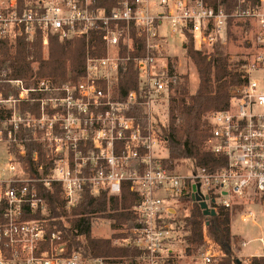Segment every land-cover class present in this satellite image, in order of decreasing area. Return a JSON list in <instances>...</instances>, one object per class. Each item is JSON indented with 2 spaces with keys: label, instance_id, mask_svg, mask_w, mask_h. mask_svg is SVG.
<instances>
[{
  "label": "built area",
  "instance_id": "2783aa9c",
  "mask_svg": "<svg viewBox=\"0 0 264 264\" xmlns=\"http://www.w3.org/2000/svg\"><path fill=\"white\" fill-rule=\"evenodd\" d=\"M100 1L107 0H0V52L3 42L18 39L41 41L45 48L53 36L61 42L85 39L88 52L76 84L57 87L40 79L28 88L24 80L11 78L10 70L0 72V152L5 155L0 157V264H179L186 257L188 264H219L224 255L211 232L212 217L205 216L204 245L188 255L189 245L183 253L176 235L179 211L174 205H199L192 198L199 195L217 214L264 196V0H236L232 13L223 7L227 0H116L110 11ZM230 20L255 25L256 53L238 62L245 81L231 89L229 107L209 117L206 148L214 159H224V166L179 173L156 153L166 140L157 134L161 125L153 110L178 79L167 65L156 70L158 54L185 50L188 36L203 53L218 43L226 46ZM96 36L103 56L89 54L97 50ZM128 61L138 68L140 85L113 100L109 85L119 82L120 67ZM35 92L49 97L35 99ZM28 100L65 106L71 121L63 126L64 135L54 136L56 123H45L43 112L39 119L20 114L16 103ZM38 127L45 129L50 148L55 146V163L47 174L37 152L28 158L22 135ZM124 183L138 195L133 207L137 225L117 231L127 237L109 239L116 247L139 249L134 260L86 257L69 250L63 231L49 230L51 210L40 186L60 188L68 222L86 191L119 196ZM254 215L248 211L241 220L254 221Z\"/></svg>",
  "mask_w": 264,
  "mask_h": 264
},
{
  "label": "trees",
  "instance_id": "16d2710c",
  "mask_svg": "<svg viewBox=\"0 0 264 264\" xmlns=\"http://www.w3.org/2000/svg\"><path fill=\"white\" fill-rule=\"evenodd\" d=\"M257 0H252L256 4ZM116 0L100 1L99 5H106L110 11ZM226 12L232 13L237 7L236 0L224 1ZM234 20L229 22V36ZM97 50L89 52L93 56L105 54L102 42L98 36L93 38ZM142 50L143 40L138 39ZM47 55L44 54L42 42L28 43L25 39H18L13 43L3 42L0 52V72L11 71L10 77L24 80L26 86L31 88L37 80H50L54 86L76 84L85 72L87 58V42L85 39H76L61 42L57 37H50L47 46ZM140 55H145L140 51ZM186 55L194 63L199 77V85L195 93H190L188 77H178L171 86L169 96V122L163 130L169 151L166 164L173 168V163L192 160L196 167L224 166V159H214L206 148L210 137L209 117L218 111L226 110L231 101V89L244 83V73L240 65H232L226 47L218 43L210 55L196 50L193 38H187ZM126 56V52H122ZM37 64L36 68L34 65ZM174 71H171L173 74ZM140 85L139 70L132 61L125 62L120 67V82L118 96L124 99L127 94ZM16 95V93H15ZM35 99L43 98V94H36ZM118 100V99H117ZM39 104L26 103L22 106L24 114L38 113ZM25 116V115H24ZM32 133V132H31ZM29 132V141L26 142L28 158L37 152L40 163H45L48 173L49 161L46 160L44 147L33 141ZM41 196L48 202L51 214L49 216V230H61L69 242L70 251H79L86 257L111 258L113 263L122 260H134L141 251L134 247H116L109 238H96L92 234L94 219L107 218L112 221V228L116 233L114 238H125L128 234L117 231L133 228L137 225L133 207L138 195L131 191L130 183H124L119 196H109L107 192L94 195L86 191L77 207L72 209L71 219L65 221L67 215L64 203L60 199V188L54 186L52 190L40 186ZM206 218L198 204L193 207L183 222L186 232L184 236L188 255L194 254L204 245L203 229ZM211 232L224 257L219 264H239L232 259V214L220 209L215 217L210 218ZM250 264H264V257H254Z\"/></svg>",
  "mask_w": 264,
  "mask_h": 264
},
{
  "label": "rangeland",
  "instance_id": "374dc122",
  "mask_svg": "<svg viewBox=\"0 0 264 264\" xmlns=\"http://www.w3.org/2000/svg\"><path fill=\"white\" fill-rule=\"evenodd\" d=\"M255 33L256 27L254 24H246L244 22H236L231 28V34L228 36V44L224 47L227 49V53L229 55V62L230 64L240 65L238 62H242L246 57L251 58L252 55L256 53L254 47L256 45L255 41ZM173 46V43L171 44ZM48 48H44V55H47ZM105 51V50H104ZM187 47L185 50L180 49V47L173 48L172 50L169 49L166 52H162L158 54L159 60L156 70L159 71L163 66H168L169 71L173 70L174 73L178 77H188V88L190 93H194L197 90L199 85V77L197 69L194 63L188 58L186 55ZM210 53H204L210 55ZM106 54V51H105ZM104 54V55H105ZM37 64L34 65L36 68ZM144 77V75H142ZM120 82V77H119ZM119 82L114 81L109 85L110 94L112 95L113 100H121L118 96L119 90ZM26 85V84H25ZM35 85V84H34ZM33 85V86H34ZM32 86V87H33ZM27 87V86H26ZM108 88V86H107ZM108 90V89H107ZM171 93V92H170ZM31 96L36 97V94H43V93H31ZM46 96L44 98L49 97V94L45 93ZM169 96L165 95V101L159 100V104L156 105V109L153 110L154 117L161 125L156 131L157 134L163 136V130L165 127L168 126L169 122ZM168 100V101H167ZM26 103H36L39 104L38 113L34 114H24L25 116L32 118H41L42 112L45 115L44 122H49L48 119H53L56 125H53V134L54 136H63V132H66V129L63 126L70 125L71 117L69 112L65 106H61L57 101H43V105L41 101L38 100H28V101H19L16 103L17 111L20 114L22 112V106ZM44 106V107H43ZM37 130L40 129L39 127L36 128ZM33 128H27L22 131V135L26 137L27 142L29 141V132L33 138V141L40 143L44 147V153L46 160L49 161L50 167H52L55 163V146L50 148L49 144L45 141V129H40L41 132L37 131ZM54 143V142H53ZM28 143H26L27 145ZM65 148L66 152L68 151V144ZM52 149V151H51ZM156 153L163 157V165L168 167L171 163L166 164V161L169 159V151L167 148V144L162 145L156 150ZM5 155L0 152V157H4ZM175 171L179 173H195L197 171V167L192 160L182 161L179 163L174 162L173 168ZM175 207L178 208L179 214L176 226L177 233L176 235L181 238V250L184 253L186 247V240L184 239L186 232L183 228L184 225V218L190 214L192 207L189 205H182L179 208V204H175ZM248 211L254 212V221L249 220L248 222H243L241 220V216L247 214ZM232 214V234L234 239L232 241V259L237 260L239 264H250V261L254 257H261L264 252V196L262 197H253L250 199L245 200L242 203L241 207H235V209L230 212ZM116 231L112 228V221L109 219L98 220L95 221L93 235L97 238H110L115 234ZM184 240V241H183ZM244 242H247V245H243ZM187 243V242H186ZM183 248V249H182ZM187 254V253H186ZM258 254V255H255ZM262 254V255H261ZM255 255V256H251ZM179 264H188L190 263V259L186 258H179Z\"/></svg>",
  "mask_w": 264,
  "mask_h": 264
},
{
  "label": "water",
  "instance_id": "95a60500",
  "mask_svg": "<svg viewBox=\"0 0 264 264\" xmlns=\"http://www.w3.org/2000/svg\"><path fill=\"white\" fill-rule=\"evenodd\" d=\"M199 187V186H198ZM193 200L199 203L200 208L203 210V215L207 217H215L217 214L214 210H210L206 201H203L199 195H194Z\"/></svg>",
  "mask_w": 264,
  "mask_h": 264
},
{
  "label": "crops",
  "instance_id": "0c3cea01",
  "mask_svg": "<svg viewBox=\"0 0 264 264\" xmlns=\"http://www.w3.org/2000/svg\"><path fill=\"white\" fill-rule=\"evenodd\" d=\"M194 93H195V92H194ZM180 208H181V207H180ZM185 244H186V247H188V244H187L186 242H185ZM182 249H183V248H182ZM186 249H187V248H186ZM186 249H185V250H186ZM185 250H184V251H185ZM255 255H258V254H255ZM255 255H251V256H255ZM261 255H262V254H261Z\"/></svg>",
  "mask_w": 264,
  "mask_h": 264
}]
</instances>
